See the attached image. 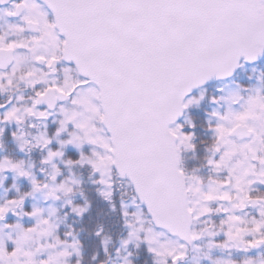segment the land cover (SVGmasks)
<instances>
[{
	"label": "snow or ice",
	"instance_id": "snow-or-ice-1",
	"mask_svg": "<svg viewBox=\"0 0 264 264\" xmlns=\"http://www.w3.org/2000/svg\"><path fill=\"white\" fill-rule=\"evenodd\" d=\"M0 264H264V0H0Z\"/></svg>",
	"mask_w": 264,
	"mask_h": 264
}]
</instances>
